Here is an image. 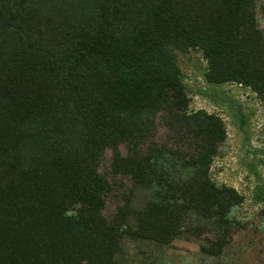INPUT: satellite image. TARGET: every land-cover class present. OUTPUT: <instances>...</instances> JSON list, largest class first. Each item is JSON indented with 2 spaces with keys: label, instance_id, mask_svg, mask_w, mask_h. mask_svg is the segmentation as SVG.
Listing matches in <instances>:
<instances>
[{
  "label": "trees",
  "instance_id": "trees-1",
  "mask_svg": "<svg viewBox=\"0 0 264 264\" xmlns=\"http://www.w3.org/2000/svg\"><path fill=\"white\" fill-rule=\"evenodd\" d=\"M192 49L264 108L254 0H0V264H133L125 242L209 230L221 255L242 197L210 178L226 132L188 111Z\"/></svg>",
  "mask_w": 264,
  "mask_h": 264
},
{
  "label": "rangeland",
  "instance_id": "rangeland-1",
  "mask_svg": "<svg viewBox=\"0 0 264 264\" xmlns=\"http://www.w3.org/2000/svg\"><path fill=\"white\" fill-rule=\"evenodd\" d=\"M256 20L264 33V0H254ZM188 99V111H204L219 117L226 139L214 158L209 175L218 186L234 189L242 202L231 211L236 222L227 245L218 257L201 254L212 231L200 239L181 237L169 245L125 242L118 259L133 264H264V108L251 90L237 83L208 84L207 63L198 49L175 53ZM122 153L124 149L121 148ZM110 161L107 152L101 171ZM117 198L107 203L111 213Z\"/></svg>",
  "mask_w": 264,
  "mask_h": 264
}]
</instances>
